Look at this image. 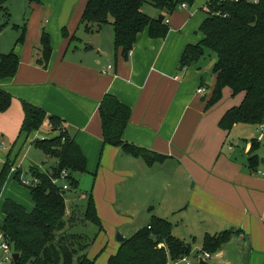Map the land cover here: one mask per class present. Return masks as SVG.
<instances>
[{
  "label": "crops",
  "instance_id": "1",
  "mask_svg": "<svg viewBox=\"0 0 264 264\" xmlns=\"http://www.w3.org/2000/svg\"><path fill=\"white\" fill-rule=\"evenodd\" d=\"M66 1L39 0L36 3L27 0L24 6L29 10V15L24 25H16V31L6 35L10 25L8 22L0 32V55L13 51L19 59L16 75L0 83V89L12 97L10 107L0 112V149L6 148L5 153L0 155L1 163L4 165L11 161L17 166L16 159L22 150L27 153L31 148L37 149L33 146L34 140L49 139L55 135L47 129L48 122L28 138L26 134H20L24 119L22 104H30L48 116L58 118L86 158V173L82 174V180L87 176L94 180L91 194L101 226L109 217L117 218L120 215L121 210L115 208L117 187L122 193L119 194L120 198H126L123 184L129 181L135 189L132 194L137 196L144 191L143 187H149L137 183L150 175L154 168L164 170L166 174L171 170L192 183L186 200H183V208L186 210L189 207L198 217L196 223L203 239L205 236L214 237L222 232H230L229 240L216 254L211 255L208 262L264 264V137L256 139V160L253 168H250V142L247 137L254 139L251 131L259 127L236 125L227 134L218 126L227 107H219L216 103L209 110L205 109L215 83L211 74L215 60L201 68H179L185 47L197 44L202 38L199 27L206 18L204 8L210 0H195L191 7H178L172 14L157 12L154 17L150 16L157 19L163 15L168 20L167 24L164 23L168 27L167 35L162 39H152L146 28L137 36L126 60L121 56V51L114 52L113 29H110V40L105 46L100 38L92 46L89 44L88 37L91 34L97 36L105 25L94 27L88 33L83 31V41L79 37L70 44L69 39H64L63 28L69 37L78 30V19L86 2L83 0L76 20L72 21L75 2L71 0L72 10L70 8L62 14ZM5 10L8 13L7 4ZM48 11L49 16L43 22V13ZM24 27L23 41L16 43ZM42 30L49 35L52 48L46 67L36 63ZM210 78V81L213 80L211 86L207 84ZM224 89L230 92L228 88ZM106 95L116 98L130 110L123 140L165 157L162 163L148 166L142 159L104 144L98 108ZM248 129L250 134L246 136ZM232 134L235 139L230 137ZM55 165L56 161L52 168ZM34 167L37 166L30 169ZM13 176V173L8 175L0 190V210L4 201L9 199L31 212V199L29 209L20 200L21 196L28 195L30 198L29 192L21 189L24 187L12 184ZM149 188V193L157 201L169 206L163 207L162 211L150 207L146 225L152 216L170 222L169 216L161 213L173 211L175 200L179 199H167L166 191L158 184ZM2 223L3 215L0 226ZM172 233L183 241L175 235L173 225ZM98 235L93 236L95 238L86 250L91 260L93 255L90 248ZM120 244L115 240L106 263ZM189 247L192 253V247ZM201 256L195 257V261L198 262Z\"/></svg>",
  "mask_w": 264,
  "mask_h": 264
},
{
  "label": "trees",
  "instance_id": "2",
  "mask_svg": "<svg viewBox=\"0 0 264 264\" xmlns=\"http://www.w3.org/2000/svg\"><path fill=\"white\" fill-rule=\"evenodd\" d=\"M32 1L39 3V0ZM7 2L8 0H0V12L4 15L0 32L8 24L9 14L5 10ZM194 2L195 0H86L76 31L82 29L88 33L94 27L111 25L114 52L121 51V56L126 60L137 36L146 28L152 39H162L168 33L164 22L160 23L142 11L144 4L151 5L159 13L172 14L181 4L191 7ZM206 5V18L199 27L202 38L197 44L185 47L179 68H201L203 63L206 65L215 60L211 70L215 83L206 103V110L218 103L224 88H228L233 96L243 95L240 105L228 110L219 121L218 126L222 131L228 134L236 125L264 126V0H210ZM61 32L64 39H69L70 44L78 40L76 32L71 37L65 28ZM24 33L25 27L16 43L23 41ZM38 51L36 63L46 67L52 48L49 35L44 30L40 33ZM18 66L19 59L13 51L0 55V83L13 78ZM11 101V95L0 89V112H5L10 107ZM22 106L24 119L20 134L24 133L28 138L48 122L47 129L55 135L49 139H36L33 146L47 158L55 159L56 165L43 173L35 169L32 171V177L37 178L38 183L25 187L33 204L31 212L9 199L1 207L3 223L0 228L13 251L19 255L15 264H94L87 257L86 250L95 237L88 239L75 232L79 217L75 213L67 215L64 192L52 183L66 170L68 185L77 188L79 181L72 174L86 173V158L58 118L48 116L43 110L30 104L23 103ZM98 113L105 145L118 147L124 154L142 159L148 166L164 161L165 157L123 140L130 110L116 98L106 95L99 104ZM257 147L256 141L251 140L248 152L250 168L255 164ZM8 175L7 161L0 171V190ZM13 177L20 184L19 173ZM87 198L85 211L80 219L94 224L98 227V232H101L102 226L91 191ZM229 233L205 236L202 252L216 254L229 240ZM190 254L189 245L173 235L171 223L152 216L145 227L120 244L106 264H167L184 256L189 257Z\"/></svg>",
  "mask_w": 264,
  "mask_h": 264
},
{
  "label": "rangeland",
  "instance_id": "3",
  "mask_svg": "<svg viewBox=\"0 0 264 264\" xmlns=\"http://www.w3.org/2000/svg\"><path fill=\"white\" fill-rule=\"evenodd\" d=\"M84 1L74 0L75 3L73 5V11L71 14L72 21L76 20L79 14V10L81 9L82 2ZM71 3H72L71 0L66 1L64 7H62V14H64V12H66L68 9L70 10V8L72 10ZM24 4L25 5L27 4V0H10L7 3V9L9 13L8 22L10 25L8 26L9 28H8V32H6V35H10V31L11 32L16 31L17 28L16 25L19 26L24 25L25 19L29 15V10L24 6ZM58 9H60V7H58ZM142 11L148 16H152V17H154V15L158 12L149 4H144ZM48 16H49V11L47 13L44 12L42 16V21L44 22V20L48 18ZM2 22H3L2 13L0 12V23ZM110 29H112L111 26L105 25L102 28V32H100L97 36H95V34H91L88 37L90 38V40H88L89 44L92 46L94 41H98V39L100 38L102 45L105 46V43H107L110 40V33H111ZM75 35L78 40L79 37L82 38V41H83V37L85 38V34L82 29H80L78 32L76 31ZM203 65L205 64L203 63ZM210 80L211 78L208 79L209 82H207L209 86H211V83L213 81ZM221 94H222L221 99L218 101L217 104L219 107H223V108L227 107L225 113L234 107H238L242 101L241 98L242 94L233 96L228 90L225 89L222 90ZM239 99L240 102H238V105H235ZM245 132H246V136L250 134L249 129L246 130ZM251 132L252 135L254 136V139H249V137H247L248 142H250L251 140L256 141V139L262 136L264 137V132H261L260 128L257 129L256 131L253 130ZM230 137L235 139L233 134ZM0 145H1V139H0ZM263 147H264V143H263ZM29 150L27 151V153H24V150L20 152L18 158L16 159L17 166H15L11 161L8 162L9 174L11 173V169L14 167L16 168L15 173L16 174L19 173V177L31 176L32 171L34 169L40 173L51 170L55 162V159L52 158L47 159L43 154V152L39 149L31 148L30 154H28ZM5 151L6 148L0 149V155L5 153ZM6 154L8 155V152H6ZM6 154L5 157L7 156ZM32 166H37V167L30 169ZM2 167L3 164L0 161V171ZM72 175L75 179L79 181V184L77 188L70 187L68 190L64 191L67 215L70 216L71 214L75 213V215L79 217L77 218L78 220H76L77 228L75 229V232L77 234H83L88 239L92 238L95 234H99L95 242L93 243V246L90 248V254L93 255V260L95 261V264H106V258L109 252L111 251V249L115 245V237L117 233H119L122 237L127 239L131 237L138 229L146 225L149 217L148 210L150 209V207H154V209L157 211H159L160 209L162 211L163 207L169 206V205H165L161 201H157L155 196L152 193H149L150 192L149 187L155 186L157 184L163 188L164 192L166 191L167 199L169 200L179 199L178 201L175 200L173 211L167 214L166 213H161V214H164L163 216H169L168 220L174 226L175 235L181 238L185 244L190 245L192 247L193 252L191 253V255L193 258H191L190 255L188 258L191 259L192 262L194 263L196 259L195 257H198V255L200 256L202 254L200 251L201 250L200 244L203 239V235L202 233L199 232L200 228L196 223V219L198 217L194 215V212H192L193 210L190 209L189 207L186 210H184L185 208H183V206L185 205L183 204V200H186L188 190H190L192 183H188L187 180H185V178H183L177 172L173 173L171 170H169V172L166 174L164 170L161 171L158 168H154L150 175H148L147 177L144 176L137 183V185L139 186H149V187H143L144 191L137 194V196L135 194H132V192L135 189L134 187H132L129 181H125V183L123 184V192L126 194V198H120L119 194L122 193L119 187H117L116 191H117L118 201L115 208L116 209L119 208L121 210L120 215L117 218L109 217L108 219H106L104 224H102V228L105 232L102 231L101 233L98 232L97 226H95L92 223L83 222L80 219V217L83 215V212L85 211L88 194L90 191L92 192V186L94 180L92 179V177L90 178L89 176L85 177L82 180L81 174L73 173ZM15 182L16 181L12 179V184L14 183V185L19 188L23 187L19 183L18 184L20 186ZM21 189L25 192L27 191L25 187ZM25 194L26 193H23V195ZM20 198H21L20 200L24 203L23 205L26 206L27 209H29L32 204L30 202V198L28 197V195L23 197L21 196ZM71 198H76V200L70 201ZM1 222H2V213L0 210V223ZM114 228H116L115 231ZM72 232L73 231H70V233Z\"/></svg>",
  "mask_w": 264,
  "mask_h": 264
},
{
  "label": "built area",
  "instance_id": "4",
  "mask_svg": "<svg viewBox=\"0 0 264 264\" xmlns=\"http://www.w3.org/2000/svg\"><path fill=\"white\" fill-rule=\"evenodd\" d=\"M234 2H237L238 0H233ZM179 8L181 9H185L187 8L186 4H181L179 6ZM205 11L208 10L207 5L204 8ZM164 23H168L167 19L163 20ZM130 55V53H129ZM110 68V67H108ZM198 92H201V90H199ZM260 131L264 132V126H260ZM260 140V138H258ZM43 140V139H40ZM16 168H12L11 169V173L16 174ZM38 183V179L35 177L29 176V177H20V185H22L23 187L29 188L32 187L34 185H36ZM53 184L58 185L60 187V191L64 192L66 190H68L70 188V186L68 185V172L66 170H63L60 173L59 179L53 180L52 181ZM15 252L13 251L10 243L7 241L4 233L2 232L1 228H0V264H15L14 260H13V254ZM201 258L205 261H209L211 258V255H209L208 253H203ZM167 264H198L197 261H195L194 263L192 262L191 259H189L188 257L184 256L181 257L177 260L174 261H169Z\"/></svg>",
  "mask_w": 264,
  "mask_h": 264
},
{
  "label": "water",
  "instance_id": "5",
  "mask_svg": "<svg viewBox=\"0 0 264 264\" xmlns=\"http://www.w3.org/2000/svg\"><path fill=\"white\" fill-rule=\"evenodd\" d=\"M157 20H158L160 23H162L163 20H164L163 15H159L158 18H157ZM115 240H116V242H118V243H123L125 239H124V237H122L119 233H117V235H116V237H115ZM18 259H19V255H18L17 253H14V254H13V260H14V262L16 263V262L18 261ZM198 264H210V263H209L208 261L203 260L202 258H199V259H198Z\"/></svg>",
  "mask_w": 264,
  "mask_h": 264
}]
</instances>
